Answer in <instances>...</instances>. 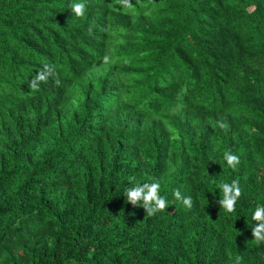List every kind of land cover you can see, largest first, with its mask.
Returning <instances> with one entry per match:
<instances>
[{"label":"trees","instance_id":"trees-1","mask_svg":"<svg viewBox=\"0 0 264 264\" xmlns=\"http://www.w3.org/2000/svg\"><path fill=\"white\" fill-rule=\"evenodd\" d=\"M127 4L0 0V264H264V0Z\"/></svg>","mask_w":264,"mask_h":264},{"label":"clouds","instance_id":"clouds-1","mask_svg":"<svg viewBox=\"0 0 264 264\" xmlns=\"http://www.w3.org/2000/svg\"><path fill=\"white\" fill-rule=\"evenodd\" d=\"M119 2V0H118ZM126 6L131 7L130 4ZM72 11L76 16H83L86 11V5L84 2H77L71 5ZM108 57L105 56V62L108 61ZM226 127V125H222ZM224 160L227 162V165L233 170L236 169V166L239 164V157L235 154H232L230 151L224 153ZM129 180L132 181V186L126 189L125 196L132 206H142L144 211L148 215H155L157 212L164 211L168 207V202L165 197L159 195L160 184L158 181H153L151 183H144L140 185L135 182L134 177H129ZM222 190L223 197L218 201L219 205L222 206L226 212L232 213L235 211V205L238 198L241 196V189L237 180H233L231 184L222 183L219 185ZM173 195L176 200L182 201V203L187 207H192V198L185 197L181 194L180 190H175ZM252 219L257 222V224L252 228L251 235L259 243L264 242V206L257 205ZM242 257H236V264H240Z\"/></svg>","mask_w":264,"mask_h":264}]
</instances>
